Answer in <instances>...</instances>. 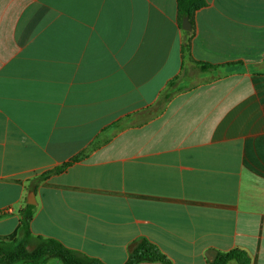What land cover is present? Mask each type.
<instances>
[{
  "label": "crops",
  "instance_id": "crops-1",
  "mask_svg": "<svg viewBox=\"0 0 264 264\" xmlns=\"http://www.w3.org/2000/svg\"><path fill=\"white\" fill-rule=\"evenodd\" d=\"M32 192L35 237L105 264L140 238L264 264V0H206L190 31L178 0H0V241Z\"/></svg>",
  "mask_w": 264,
  "mask_h": 264
},
{
  "label": "trees",
  "instance_id": "trees-1",
  "mask_svg": "<svg viewBox=\"0 0 264 264\" xmlns=\"http://www.w3.org/2000/svg\"><path fill=\"white\" fill-rule=\"evenodd\" d=\"M205 5L206 0H178V19L181 28L185 19H188L193 26L195 12ZM193 34L194 31L184 32L185 38L182 46L183 59L185 58V54L190 51ZM196 65L201 72H207V70L213 68V66L208 63H196ZM174 85V81H171L168 88L170 89ZM167 89L163 94L166 99H169L177 92V90H174L169 93L170 90ZM83 156L84 153L76 155L62 166L56 167L37 177L31 182L32 191L36 192L38 185L52 176H59L66 173L69 168L79 162ZM34 211L35 206L26 205L20 211L18 238L11 242L0 241V264H45L46 260L49 258L58 259L62 264H105L99 259L91 258L83 253L73 251L55 239L35 237L31 231V222L35 214ZM31 240H37L40 243L33 251L27 249ZM216 253L215 260L209 264H251L249 253L239 248L228 252ZM155 263L173 264L169 257L161 252V249L157 245L146 238H140L132 245L125 264Z\"/></svg>",
  "mask_w": 264,
  "mask_h": 264
},
{
  "label": "rangeland",
  "instance_id": "rangeland-1",
  "mask_svg": "<svg viewBox=\"0 0 264 264\" xmlns=\"http://www.w3.org/2000/svg\"><path fill=\"white\" fill-rule=\"evenodd\" d=\"M182 90H184V89H182ZM26 205H27V199L24 201V204H23V206H22L21 209H23ZM14 208H15V211L16 210H20V208L18 209V207H14ZM39 244L40 243L37 240H31L29 242V244H28L27 249L29 251H33V250H35L39 246ZM20 264H25V263H20ZM45 264H62V262H60L58 259L49 258V259L46 260V263Z\"/></svg>",
  "mask_w": 264,
  "mask_h": 264
},
{
  "label": "water",
  "instance_id": "water-1",
  "mask_svg": "<svg viewBox=\"0 0 264 264\" xmlns=\"http://www.w3.org/2000/svg\"><path fill=\"white\" fill-rule=\"evenodd\" d=\"M183 29L185 31H190L191 30V24L189 22L188 19H185L184 22H183ZM27 205H31V206H36L37 205V201H36V198H35V193H30L28 195V198H27Z\"/></svg>",
  "mask_w": 264,
  "mask_h": 264
},
{
  "label": "built area",
  "instance_id": "built-area-1",
  "mask_svg": "<svg viewBox=\"0 0 264 264\" xmlns=\"http://www.w3.org/2000/svg\"><path fill=\"white\" fill-rule=\"evenodd\" d=\"M13 213L12 207H8L6 209L0 210V217L10 215Z\"/></svg>",
  "mask_w": 264,
  "mask_h": 264
}]
</instances>
